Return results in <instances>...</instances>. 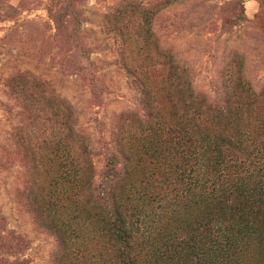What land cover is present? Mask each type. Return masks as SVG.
Returning a JSON list of instances; mask_svg holds the SVG:
<instances>
[{"label": "rangeland", "instance_id": "374dc122", "mask_svg": "<svg viewBox=\"0 0 264 264\" xmlns=\"http://www.w3.org/2000/svg\"><path fill=\"white\" fill-rule=\"evenodd\" d=\"M141 144L186 155V172L220 153L235 182L262 184L264 0H0V264L120 262L84 216L55 209L45 171L65 146L84 177L74 198L105 206L114 186H143ZM203 176L188 183L201 197L214 191ZM159 207L160 236L174 241L213 210ZM212 235L213 257L167 264H264V237L233 236L234 248ZM157 240L137 247L153 254L145 264L165 258Z\"/></svg>", "mask_w": 264, "mask_h": 264}, {"label": "trees", "instance_id": "16d2710c", "mask_svg": "<svg viewBox=\"0 0 264 264\" xmlns=\"http://www.w3.org/2000/svg\"><path fill=\"white\" fill-rule=\"evenodd\" d=\"M196 127V131L203 134L200 131L202 130L201 127L199 125ZM183 130L184 132L187 131L186 129ZM198 143H201L200 146L205 147L206 150H209L210 147L212 149L218 148L213 146V142H208L203 137H199L196 144ZM141 150L140 158L144 157L148 163L145 165L143 186L134 188L132 183L128 186H114V189L109 192L111 198L108 200V205L103 206L98 203L89 205L90 199L87 197L81 201L74 198L79 185L84 183V177L79 174L81 169L78 164L67 157L66 147L61 145L58 151L59 158L53 159L52 171H48L49 174L45 171L47 183L43 190L50 201L53 199L56 210L69 209V213L65 215L66 219H69L70 213L84 216V221L88 222L90 230L105 237L115 248L114 253L120 258L119 264H145L148 263L147 257L153 260L152 252L147 251V247H154L151 239H158L159 247H162L165 252V258L159 264H167L169 256H176L177 253L199 261L213 257L215 255L213 253L214 248H220L213 241L210 244L205 242L209 241L207 236H213V232L216 233L217 231L221 232V236H230V244L234 248H237L235 243L237 239L231 238L233 236L252 238L255 245L261 243L264 237V235L261 236L264 234L262 223L264 210L261 208L264 205V181L259 184V187H249L246 184L235 182L233 175L228 171L230 165L223 163L220 153H217L216 156L214 154L210 165L203 164L202 168H199L200 162L197 163L195 160L194 164H189V169L186 172L188 158L183 155L173 160L171 154L176 151L174 148L168 149L166 154H163L157 145L149 147L147 144H141ZM197 169L204 175L202 183L208 181L211 186L213 185V194H206L201 197L195 192L198 195V198L196 197L188 183L192 184L190 179L192 173ZM225 183H229L230 188L224 192L222 184ZM195 186L197 183L193 184V187ZM171 192L181 198H186V200L179 199ZM219 196H222L223 200ZM160 200L162 202H159ZM172 202L184 209L187 204L189 207H196L202 211L213 207L211 214L215 213L217 217H220L222 225L216 226L213 230L210 229L208 223L212 219L211 214L208 216L203 213L202 221L196 225H194L195 222L191 223L187 226V230L183 231L187 235L183 234L182 236H188L184 238L185 240L165 239L164 236H160L161 233L158 229L162 224L163 217L158 214L162 208L159 206L172 205ZM245 202L250 204V209L242 210ZM258 204L260 205L256 206ZM167 224H169L168 221L162 225ZM173 225L170 224L168 227L170 229L177 227ZM255 232L257 238L251 236ZM192 236H198L199 242ZM143 242H146L147 247L138 250L137 247ZM23 262L22 259L19 264ZM216 263L217 261L214 262V264ZM237 263L238 260L235 259L233 264Z\"/></svg>", "mask_w": 264, "mask_h": 264}]
</instances>
